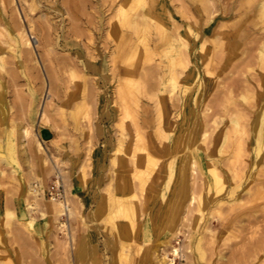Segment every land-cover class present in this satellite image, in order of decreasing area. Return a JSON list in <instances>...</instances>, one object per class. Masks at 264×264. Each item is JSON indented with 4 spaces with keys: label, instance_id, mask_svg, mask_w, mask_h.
Listing matches in <instances>:
<instances>
[{
    "label": "rangeland",
    "instance_id": "1",
    "mask_svg": "<svg viewBox=\"0 0 264 264\" xmlns=\"http://www.w3.org/2000/svg\"><path fill=\"white\" fill-rule=\"evenodd\" d=\"M261 1L0 0V50L4 55L0 74L10 91L5 99L12 106L7 120L15 127L16 154L11 164L0 162V264H77L75 243L81 231L77 214L82 197L72 193L79 184L85 195L90 194L84 197L89 198L88 203L82 200L89 226L93 224L90 211L97 208L95 201L103 200L96 225L102 228L98 240L104 252L105 240L101 244L100 237L105 238V229L109 232L113 223L111 214L107 220L103 218L111 209L106 195L116 191L122 175L133 184L131 192L127 191L132 201H145L149 210L161 202L166 209L172 205L177 165L184 161L188 194L204 195L209 202L202 169L210 175V152L221 158L216 147L220 133L230 128L231 113L239 109L248 134L257 117L264 115V90L259 85L264 69L257 57L264 42V16L257 9ZM22 34L31 37L29 47L19 43ZM21 46L25 51H19ZM91 64L99 68L89 69ZM103 112L108 116H102ZM6 122L0 119L2 154H8L6 129L2 131ZM43 128L52 133L50 139L42 138ZM253 141L247 142L252 156ZM104 142L108 143L105 150ZM121 144L132 145L134 156L145 163L142 173L122 172L118 164L122 159H117L124 156ZM98 148L105 156L96 169ZM41 157L46 159L44 165ZM167 163H173L172 174L161 167ZM99 176L104 182L95 188L93 182ZM55 181L62 199H69L73 214L42 216ZM243 188L239 192L248 205L254 196L241 192ZM227 195L221 193L215 199ZM7 200L16 215L9 225L4 222ZM256 202L264 199L252 203ZM187 205L175 213L174 221L171 215L162 226L157 222L153 227L148 220L143 225L151 230L145 247L153 250L158 242L162 244L156 251L159 259L203 263L195 247L202 237L208 239L203 247L211 264H264V253L256 251L254 243L257 236L264 237V208L255 213L260 216L255 223L245 207L230 210L227 204L218 203L205 225L202 220L197 229L193 227L197 202ZM209 205L206 214L212 209ZM243 210L244 215L236 216ZM22 213L34 219L31 230L21 220ZM232 216L235 219L228 225ZM62 222H66V233ZM255 228L260 229L259 235L252 233ZM209 240L216 243L214 251ZM174 248H178L177 256ZM214 252L224 254L223 260ZM106 258L108 264L110 257ZM134 259L140 261L138 256ZM144 261L157 263L154 257Z\"/></svg>",
    "mask_w": 264,
    "mask_h": 264
},
{
    "label": "bare ground",
    "instance_id": "2",
    "mask_svg": "<svg viewBox=\"0 0 264 264\" xmlns=\"http://www.w3.org/2000/svg\"><path fill=\"white\" fill-rule=\"evenodd\" d=\"M257 9H258L259 14L264 16V0H262L260 3H258ZM144 18H145V16H144ZM11 24L12 23H10V25ZM2 26H3V24H2ZM14 26L16 27V25H14ZM5 29L7 30V28H5ZM19 37H21V41H19V43L22 46H24V48L29 47L32 44V40H31L30 36L25 37V35L22 34ZM22 46L18 47L19 51L20 50L25 51ZM2 51L0 50V72L1 73H3V69H4V62L2 61V58L4 57V55H3ZM257 57H258V60L261 64L260 66H262V69H264V42H262L259 46ZM2 77L3 76L0 74V119L7 121L5 123L6 127L4 126L2 128V131L6 129V133H4V134L7 138L6 142L8 145L7 146L8 147L7 148L8 154H2V152H3L1 149V147H2V139L1 138L2 137H1V133H0V162L3 161L6 165H8V164H11L12 161H14L16 158V154L14 151V143H13V134H14V128L15 127H14L11 119L9 121L7 120L11 114L12 106H10V103L8 104V101L5 99L6 94L10 91L5 89ZM259 80L261 81L259 83V85L262 88V90H264V74H261L259 76ZM241 98L243 100H248V96L243 95V94L241 95ZM42 109H43V107H40V114L44 115V112L42 111ZM34 112H35L34 110H31L30 113L34 114ZM241 115H242V113L239 112V109L233 111L230 115V118H229L230 128H228V126H227V129H223V131L220 133L221 139L217 144L216 152H217V155L220 154L221 158L223 155V159H221V158L218 159V157L211 156L212 152H210L209 153V162H207V170L209 171L210 175L207 176L205 174L206 173L205 170L202 169V173L204 175V185H205L204 187L206 190L205 194L210 198L209 202L205 199L204 195L203 196L200 195V196L196 197L195 195L190 194L188 199H186L185 198L186 197L185 188L179 187V189H178V187H177L181 196L176 200L175 210L177 211L179 208L182 209L183 207L181 205H185L186 203H189V205H187V207H188L191 205V203L194 200H196V202H197V214L194 215L193 227H197V229L202 226V225H199L200 221L204 220L202 222H204V225H205V223L209 220V215H213V211H215L214 208L218 207V203L227 204V206L229 207L230 210L236 209L237 206L239 209H241L242 207H245L246 208L245 211H248L251 214H253L254 222L256 223L259 221L260 216H257L255 213H257L258 210H260V207L264 208V202H262V203L256 202L255 204L252 202H254V200L264 199V115H259V117H257L256 121L254 122L255 124L253 125L254 130H253V132H250L249 134H248V128H246L244 125H242L243 123L241 120H243V119H241ZM242 117H243V115H242ZM8 124H10V125L8 126ZM245 125H246V123H245ZM140 136L141 135H139V137ZM206 136H207V134L204 133L203 134V140L206 139ZM136 137H138V136H136ZM181 141L184 142V139ZM251 141L254 142V145H253V150H254L253 155L254 156H252L251 150H248V148H247L249 142H251ZM138 142H142V139H140ZM247 142H248V144H247ZM3 146H5V145H3ZM38 146H39V151L42 152L40 149V146H42L40 141L38 143ZM122 146L123 145L121 144L120 148H122ZM118 151H119V149H118ZM149 155H150V153H149ZM129 156L131 157V160L129 159L131 162V166H130L131 168L130 169L125 168V164H124L123 160L122 161L118 160V164L121 165V168H123L122 172L123 171L125 173L130 172V173H132V175L137 176L138 173L143 172L142 167L140 166L141 159L139 156L135 157L134 154L132 153V150L129 153ZM194 157L195 156H193V158ZM193 158H192V162L198 164L199 162L196 159L193 160ZM40 159H41V164L44 165L46 162V159L44 157H41ZM169 164L171 165V163H169ZM184 164H185V162L182 161L177 165V168H176L177 178L186 175V171H185L186 169L184 168ZM173 170L174 169H171L172 173H173ZM121 177H122L121 182L116 184V191L114 192L113 190H110V192H108V194L106 195L109 202L111 203V204H109V207H111V209H107L108 211H107L105 217L103 216V218H105V219H106V217L109 218V214H111V220L113 222L112 228L109 229L110 230L109 232L105 229L104 240H105V244H106V251L110 252V256H109L110 261L108 260L109 261L108 264H133V262L136 264H145L144 260L146 258H150V257H154V261H155V259L157 260L156 264H176L174 257L168 259V258H165V256H164V257H161L159 259L160 255L158 253H156V251H157V248H160V246H162L161 243L158 242L157 246L154 247L153 250L149 247L148 248L145 247L144 244H147L146 242L148 241V238L151 235V230L149 227L143 226V225L149 219L146 217H145L146 219L142 218L138 214L136 207H134V205H133L134 203H132L133 202L132 199H130V197H129V196H131V194H128V192H127V191L131 192L132 188H134L133 184L129 180V178H126L125 175L124 176L122 175ZM195 178L196 177H194L193 179H195ZM55 182H56L55 183L56 187L59 190V188H58L59 185H57L58 181H55ZM250 182H254L255 184L249 186L248 184ZM99 183H101V182H99ZM195 184H196V182H195ZM193 186L195 188H197L195 185H193ZM240 186H242V188H243V186H245V188L241 189V192H245L246 195H253L254 196V197L250 196V200L247 201L251 205H249V204L246 205L247 203H244L245 200H243V197L241 198V193L239 192ZM213 190L215 191L216 194H213ZM31 192L36 193V190L32 189ZM192 192L193 191L191 189L190 193H192ZM221 193H225V194L227 193L228 195L223 196L221 198V200H218L219 198L215 199L216 195H219ZM135 194H134V196H135ZM251 197H252V199H251ZM184 199H186V202H183ZM68 201H69L68 198H67V200L66 199L64 200V199H62V196H60L59 198L52 197L51 201L49 203H46L45 211H42V216L45 215V213L46 214H49V213L52 214L54 212L57 213V215H59V214H62V215L63 214H69V215L73 214L74 212L72 211V208L70 207ZM211 201H212V204L210 203ZM206 204L207 205L210 204L209 206L210 207L212 206L211 208L213 209V210L212 209L210 210L211 212L209 211V214H206V212H205V209L208 208L206 206ZM78 207H79V209H78L77 217L79 216L78 222H79V226H81V229L79 228L81 231L79 232L77 241L75 243V247H76L75 259L77 261V264H106L107 262L105 261V258H104L106 251L105 252L101 251L100 246H99L100 245L99 240H98V234L101 233V230L99 228H101V227H98L96 225V223H98L100 220V214L102 213L101 210L104 208L103 207V200L100 201L99 203H97L96 209H93L92 211H90L89 217L93 220V222L91 221L93 224H91L90 226L87 224L85 216H84L85 202H83L81 199H79ZM99 207L101 208V210L99 209ZM243 212H244V210L240 213H236V216L237 215L238 216L244 215L245 212L244 213ZM172 213H173L172 214L173 216H172L171 220L174 221V218H175L174 213L175 212H172ZM207 213H208V211H207ZM15 216H16L15 212L11 209V206H10V200L9 201L7 200V204H6L5 211H4V219H5L4 222H6L7 224L10 223L13 219H15ZM233 216L231 217V219H229L228 225L230 224L231 221H233V219H235V217L233 218ZM261 216H264V215H261ZM21 218H22L21 220H24L25 226L29 230H31L33 227V220L34 219L31 216L26 217L25 214H23V213H22ZM261 220L264 221V219H261ZM13 222L14 221H12V223ZM236 222L234 221L233 223H236ZM248 222H251V221H248ZM251 223H250V226L252 225ZM7 224H5V225H7ZM12 225H14V224H12ZM198 225H199V227H198ZM204 225H203V229L206 230L207 227H205ZM61 226L65 228V229H63V231L65 232V230H67L66 222H62ZM258 226H259V223L257 224V227ZM5 227H7V226H5ZM84 227H87V229H85ZM253 228H254V225H253ZM261 228H264V227H261ZM234 231H235V228H234ZM244 231H245V229H244ZM259 232H260V229H257V228L252 230V233H254V234H257ZM262 232H264V231L261 230V233ZM236 233L234 232L232 234L230 232V235L232 234L233 236H236L237 235ZM244 233H246V232H244ZM257 235H259V234H257ZM262 235H264V234H262ZM233 236H232V238H233ZM234 238H236V237H234ZM247 239H248V237H247ZM252 239H255V238H252ZM207 240L202 239V237H199L197 239L195 247H196L197 251H199L200 260H203V263L195 260L196 261L195 264H211V262L209 261L210 259L207 258L209 255L206 256L207 251L203 247V246H205V245H203V241H205V243H206V242H208ZM210 240L212 241V238ZM211 241H210V243H211ZM246 241H248V240H246ZM254 241H255L254 243L256 245L255 246L256 251H258V252L262 251L261 253H264V237H261L259 235V237L257 236V238ZM210 243H208V245ZM254 243H253V245H254ZM211 244H213L212 250L214 251V249L216 248V246H215L216 243H211ZM248 245H250V244H248ZM144 248H145V251H144ZM247 249H248V247H247ZM210 250H211V248H210ZM235 252H236V250H235ZM173 254H174V256H177L179 254L178 248L173 249ZM214 254H216L218 260H223V258L225 256L224 254L217 253V252H214ZM137 256L140 258L139 262H137V260L134 259V257H137ZM210 256H211V254H210ZM226 256H229V254ZM159 260H160V263H158ZM189 260H191V259H188V263H184V264H191L189 262Z\"/></svg>",
    "mask_w": 264,
    "mask_h": 264
},
{
    "label": "crops",
    "instance_id": "3",
    "mask_svg": "<svg viewBox=\"0 0 264 264\" xmlns=\"http://www.w3.org/2000/svg\"><path fill=\"white\" fill-rule=\"evenodd\" d=\"M89 69H98L99 68V66L98 65H90L89 67H88ZM101 111H102V109H101ZM102 116H108L107 114H105V112H103V114H102ZM141 127L143 126V125H140ZM104 144V150L105 149H107V146H108V143L107 142H104L103 143ZM131 150H132V145L130 146V147H123L122 146V152L124 153V156L122 157V156H120V158H117V159H122L123 161H124V164H125V168H127V169H129L130 168V166H131V162H129L130 160H129V153L131 152ZM103 150L102 149H100V148H98V149H96V151H95V154H94V164H97L96 165V169H97V166H98V164H99V162L104 158V156H105V154H103ZM145 158H146V156H145ZM129 163V164H128ZM121 166V165H120ZM119 166V167H120ZM140 166L142 167V168H144L145 167V163L142 161V159H141V162H140ZM162 167V169L164 168V170H166V171H168L170 174H172L171 173V169H174L173 168V163H171V165L170 166H168V163L167 164H163V166H161ZM172 167V168H171ZM177 178V177H176ZM98 182V183H97ZM99 182H102L101 184H103V182H104V177H102V176H99V178L98 177H95V179H94V182H93V184H94V187L96 188V187H100V183ZM187 178H186V176H182V177H179V178H177V183L175 184V186H174V189H173V192H172V197H170L171 199V204L172 205H170L169 207H166V209H165V207L162 205V203L160 202V203H158L157 205H155L151 210H149L148 209V207H147V205L145 204V201L143 202H140V204H138V202H135V201H133L132 203H134L133 205H134V207H136V210H137V212H138V214L142 217V218H148L149 220V222L151 223V225L154 227V226H156V223L158 222H160L157 226H162V224H165V223H167L169 220H170V218H171V215L173 214L172 212H175V213H177V211H179V210H181V208H179L177 211L175 210V203H176V200L181 196L180 195V192L178 191V189H179V187H184L185 188V192H186V199H188V197L190 196L188 193H189V191H187ZM98 184V185H97ZM177 187H178V189H177ZM176 188V189H175ZM74 189H75V187H74ZM77 189H78V191H76V193H72V195H74V196H77L78 197V194L82 197V200L83 201H85V202H87L88 203V199H86V198H84V197H86V196H88V195H90V194H88V195H85L84 194V186L82 185V184H79V186L77 187ZM96 190H98V189H96ZM88 191H91V190H88ZM79 192V193H78ZM95 196L96 197H101V194H99V195H97V192L95 193ZM95 196H93V199L95 198ZM186 199H184V201L183 202H186ZM96 204H97V202L95 201V208H96ZM185 204V203H184ZM186 205V204H185ZM180 206V205H179ZM181 206H184V205H181ZM143 211H145L144 213V215L142 214L143 213ZM174 213V214H175ZM165 214V215H164ZM143 215V216H142ZM140 217V218H141ZM145 218V219H146ZM102 229V228H101ZM100 240H101V244L102 243H104V242H102L103 240H104V237H100ZM107 255V256H106ZM110 256V252H107V253H105V255H104V258H105V261H106V257H109Z\"/></svg>",
    "mask_w": 264,
    "mask_h": 264
},
{
    "label": "water",
    "instance_id": "4",
    "mask_svg": "<svg viewBox=\"0 0 264 264\" xmlns=\"http://www.w3.org/2000/svg\"><path fill=\"white\" fill-rule=\"evenodd\" d=\"M41 136L43 139L47 140V139H50L52 137V133L50 131H48L47 129L43 128L41 130Z\"/></svg>",
    "mask_w": 264,
    "mask_h": 264
},
{
    "label": "built area",
    "instance_id": "5",
    "mask_svg": "<svg viewBox=\"0 0 264 264\" xmlns=\"http://www.w3.org/2000/svg\"><path fill=\"white\" fill-rule=\"evenodd\" d=\"M50 195H51V198L52 197L59 198L60 196H62L60 190H58L57 187H55L52 191H50Z\"/></svg>",
    "mask_w": 264,
    "mask_h": 264
}]
</instances>
